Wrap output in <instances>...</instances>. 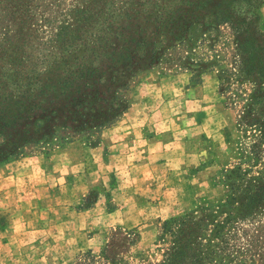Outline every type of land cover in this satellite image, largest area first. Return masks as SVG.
Listing matches in <instances>:
<instances>
[{"label":"rangeland","instance_id":"374dc122","mask_svg":"<svg viewBox=\"0 0 264 264\" xmlns=\"http://www.w3.org/2000/svg\"><path fill=\"white\" fill-rule=\"evenodd\" d=\"M76 1L21 3L38 24L44 2L64 10ZM11 3L0 0V38L17 14ZM257 14L264 33V4ZM234 49L222 26L196 50H170L135 78L111 126L0 164V264H157L163 222L222 202L225 172L252 145L237 125L252 85L218 77L230 73ZM196 62L203 69L192 72ZM136 136L151 148L116 163Z\"/></svg>","mask_w":264,"mask_h":264},{"label":"trees","instance_id":"16d2710c","mask_svg":"<svg viewBox=\"0 0 264 264\" xmlns=\"http://www.w3.org/2000/svg\"><path fill=\"white\" fill-rule=\"evenodd\" d=\"M8 1L17 14L0 38V164L108 128L138 75L230 28L235 60L218 77L252 85L237 123L252 145L225 172L222 202L163 222L157 264H264V0H77L64 10L44 2L38 24L21 0Z\"/></svg>","mask_w":264,"mask_h":264},{"label":"crops","instance_id":"0c3cea01","mask_svg":"<svg viewBox=\"0 0 264 264\" xmlns=\"http://www.w3.org/2000/svg\"><path fill=\"white\" fill-rule=\"evenodd\" d=\"M118 143V141H115ZM132 144H128L127 151L121 153H115V162L116 163H126L129 162L132 157H135L138 154H144V148L149 146L151 148V143L143 138V136H136V139L131 141ZM151 153V152H150ZM143 174V173H140Z\"/></svg>","mask_w":264,"mask_h":264}]
</instances>
